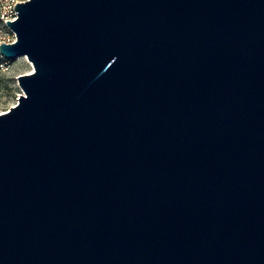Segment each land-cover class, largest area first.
I'll use <instances>...</instances> for the list:
<instances>
[{"label": "water", "instance_id": "1", "mask_svg": "<svg viewBox=\"0 0 264 264\" xmlns=\"http://www.w3.org/2000/svg\"><path fill=\"white\" fill-rule=\"evenodd\" d=\"M14 10L0 264H264V0Z\"/></svg>", "mask_w": 264, "mask_h": 264}, {"label": "rangeland", "instance_id": "2", "mask_svg": "<svg viewBox=\"0 0 264 264\" xmlns=\"http://www.w3.org/2000/svg\"><path fill=\"white\" fill-rule=\"evenodd\" d=\"M29 64L23 57L11 61V66L6 72H0V113L6 112L17 103L18 96L22 93L17 77L30 73Z\"/></svg>", "mask_w": 264, "mask_h": 264}, {"label": "built area", "instance_id": "3", "mask_svg": "<svg viewBox=\"0 0 264 264\" xmlns=\"http://www.w3.org/2000/svg\"><path fill=\"white\" fill-rule=\"evenodd\" d=\"M27 0H0V44L13 43L16 39L15 33L8 27L7 21L17 18L14 6ZM11 66V61L0 53V72H6Z\"/></svg>", "mask_w": 264, "mask_h": 264}, {"label": "bare ground", "instance_id": "4", "mask_svg": "<svg viewBox=\"0 0 264 264\" xmlns=\"http://www.w3.org/2000/svg\"><path fill=\"white\" fill-rule=\"evenodd\" d=\"M23 58H24V60L26 61V63L29 64V66H30V70H32L33 67H32V65H31V62H30L25 56H23Z\"/></svg>", "mask_w": 264, "mask_h": 264}]
</instances>
